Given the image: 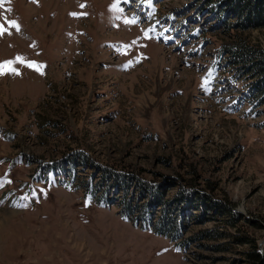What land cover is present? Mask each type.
<instances>
[{"label": "rangeland", "instance_id": "374dc122", "mask_svg": "<svg viewBox=\"0 0 264 264\" xmlns=\"http://www.w3.org/2000/svg\"><path fill=\"white\" fill-rule=\"evenodd\" d=\"M225 2L0 3V63L25 60L0 74V264H254L248 252L264 253V75L228 50L264 49V25ZM191 187L196 204L179 205ZM130 208L154 224L175 217L174 233ZM208 230L217 236L198 237Z\"/></svg>", "mask_w": 264, "mask_h": 264}, {"label": "trees", "instance_id": "16d2710c", "mask_svg": "<svg viewBox=\"0 0 264 264\" xmlns=\"http://www.w3.org/2000/svg\"><path fill=\"white\" fill-rule=\"evenodd\" d=\"M226 1L225 4L231 6L242 18L248 19V22L255 23L257 22L255 26H261L264 25V0H224ZM224 4V5H225ZM216 5V4H215ZM214 6V4H213ZM220 4L214 6V10L218 9L220 10L221 7ZM231 22V21H230ZM229 59L232 63H235L238 65V67L242 68L241 71L247 72L248 74H254L255 76H263L264 75V49L256 46L249 45L245 43L244 41H239L234 46L230 47L229 49ZM264 80V79H263ZM264 82V81H263ZM258 88V92L263 95L264 94V83L259 84L256 86ZM260 97V96H259ZM258 97V98H259ZM123 180H129V178L121 176ZM120 179V180H121ZM160 185H156L152 188H157ZM191 192V193H190ZM181 199H176L177 203L185 205V207L189 206V204H196L195 199L197 198L196 195V189L194 187H191L187 192L182 193ZM192 202V203H191ZM210 205L209 203H207ZM220 204V205H218ZM217 205L219 206V209L221 212H223L227 217L226 220H231L230 222H234L236 220V213L233 207L230 204H225L222 202H218ZM198 206V205H197ZM216 208V205L214 206ZM133 208H130L129 211H124L122 214L124 216L129 217L130 219L133 218L134 221H142L145 225H150V229L153 230L156 233L160 234H173L175 231L176 226V218L175 217H166V220L164 222H167L166 224H163L161 222L159 223H152L148 219V214L146 215L144 213H141L142 211L138 209V212L136 213ZM170 210V209H168ZM133 213L137 215H132ZM144 215V216H143ZM208 235L211 237H215L216 232L213 231H204L201 235ZM247 240V239H246ZM249 242V241H247ZM251 242V241H250ZM255 246V245H254ZM254 251L248 252L250 260L257 264L259 261L261 262L264 258V253L260 251V248L258 246L254 247ZM264 264V263H263Z\"/></svg>", "mask_w": 264, "mask_h": 264}, {"label": "snow or ice", "instance_id": "6c2138e0", "mask_svg": "<svg viewBox=\"0 0 264 264\" xmlns=\"http://www.w3.org/2000/svg\"><path fill=\"white\" fill-rule=\"evenodd\" d=\"M2 2H3V0H0V3H2ZM82 7H83V5H82ZM113 7H116V6L114 5ZM9 11H10V9H9ZM9 23H10L11 27H15L17 30H19V25L15 21H11ZM125 23H135V20H125ZM5 31H6V29H4V27L2 25H0V35H2ZM127 47H130V45L125 46V48H127ZM24 62H25V60L23 57H17L15 61H6L3 63H0V74H4L6 72L17 73V70L12 65L14 63H24ZM27 66L35 69L36 71H40V72H42V69H43L42 65H38L35 62H29L27 64ZM204 86L205 87L207 86V81H205Z\"/></svg>", "mask_w": 264, "mask_h": 264}]
</instances>
